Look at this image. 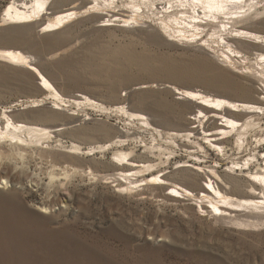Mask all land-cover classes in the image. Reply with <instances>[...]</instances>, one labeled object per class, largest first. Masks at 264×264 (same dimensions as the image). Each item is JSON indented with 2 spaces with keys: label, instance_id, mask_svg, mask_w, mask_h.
<instances>
[{
  "label": "bare ground",
  "instance_id": "6f19581e",
  "mask_svg": "<svg viewBox=\"0 0 264 264\" xmlns=\"http://www.w3.org/2000/svg\"><path fill=\"white\" fill-rule=\"evenodd\" d=\"M254 1L11 0L1 16L0 34L13 31L20 35L39 29L38 35H55L63 33L72 20L84 17L99 28H137L146 24L166 43L193 46L210 59L217 74L213 73L216 78L208 85L216 93L166 84L165 88L173 93L174 100L182 103L183 110L176 108L178 104L169 105L165 113L167 121L151 122L146 114L131 111L124 104L108 107L84 94L64 97L31 64L26 53L0 47V63L33 75L42 94L38 99L0 105V150L8 149L0 152V161L6 158L5 164L0 163V186L4 189L9 186L11 194H22L26 190L24 181L28 180L40 187L46 197L61 195L64 208L76 205L83 215L86 205L75 204L78 200L68 195V187L74 180L83 182L84 177L99 181L90 167L99 158L108 169L106 172L112 173L101 180L104 184L112 183L119 194L159 186L165 189L167 200L200 201L215 216L245 218L241 225L264 220V35L242 28H252V24H247L253 15L260 14ZM207 28L212 30L205 34ZM196 77L202 78L200 73ZM232 78L242 81L235 82ZM150 87L156 86L139 85L134 90ZM44 105L50 111L40 113L50 114L54 119L64 115L68 108L89 107L88 110L105 116L101 130L107 134L115 132L116 136L104 144L84 147L61 139L66 126L72 123L50 128L17 121L16 116L22 112ZM118 116L127 120L121 127L118 122L110 123L111 117ZM83 117L84 122L91 120L88 114ZM148 136L153 145L146 143ZM140 150L156 161L140 163ZM210 151L224 160L211 158ZM107 153L111 157L106 158ZM31 161L36 162L34 170L30 168ZM171 162L177 166L173 169L176 177L195 186L198 196L172 182L165 172ZM223 167L225 171H220ZM200 175L204 178L201 184ZM42 176L46 184L41 183ZM15 199L0 200V264H84L80 256L88 264H112L82 250L76 236L64 231L43 232L39 216L52 209L42 207L39 216L34 217ZM201 212L204 209L199 206L197 213Z\"/></svg>",
  "mask_w": 264,
  "mask_h": 264
},
{
  "label": "rangeland",
  "instance_id": "374dc122",
  "mask_svg": "<svg viewBox=\"0 0 264 264\" xmlns=\"http://www.w3.org/2000/svg\"><path fill=\"white\" fill-rule=\"evenodd\" d=\"M10 1L0 0V21ZM253 3L260 14L253 15L247 24H252V28H242L264 35V0H255ZM148 15L153 17L150 13ZM46 19L47 15L44 17ZM82 19L72 20L63 33L55 35H38L39 29L26 30L20 35L13 31L14 34L1 33L0 47L26 53L31 64L64 97L84 94L108 107L124 104L131 111L146 114L151 122L167 121L165 113L169 105L178 104L176 108L183 110L182 103L174 100L173 93L165 88L166 84L216 93L208 85L209 81L216 78V68L195 47L170 45L143 23L137 28H99L93 20L87 17ZM211 30L207 28L205 34ZM20 69H11L0 63L1 106L42 96L36 88L35 77ZM198 73L202 78L196 77ZM225 77L229 79V76ZM233 80L242 81L241 78ZM256 83L261 85L258 81ZM139 85L156 87L134 90ZM88 109L86 106L68 108L64 115L54 119L50 114L40 113L50 111L49 106L44 105L28 109L16 119L50 128L72 123V126H66L61 139L84 147L112 141L115 132L107 134L100 128L104 125L105 116ZM71 113L75 116H67ZM84 114H88L91 120L82 121ZM126 121L121 116L110 118V123L113 125L118 122V127ZM145 140L147 144L153 145L149 136ZM5 151H8L7 147L0 150L1 153ZM138 154L140 163L156 161L155 157L143 154V150ZM208 155L224 160L211 151ZM109 157L111 154L107 153L106 158ZM4 159L0 163L5 164ZM100 161L98 158L95 163H90L99 181H88L84 177L83 182L74 180L68 187V195L74 201L78 200L75 204L86 205L83 215L76 205L68 210L64 208V204L60 203L61 195L46 197L40 187L28 180L24 181L26 190L22 194L12 193L15 196L9 192V186L7 189L0 186V200H16V197L34 217L39 216L37 214L42 207L52 209L47 215L39 216L43 232L64 231L76 236L82 250L112 264H264V220H251L248 226L241 225L245 218L215 216L200 201L167 200L165 189L159 186H144L119 194L112 183L104 184L105 181L101 180L104 175L112 173H107L108 169ZM176 167L175 162L165 167L172 182L176 181L198 196L199 190L195 186L176 177V171L173 170ZM30 168L36 169V162L31 161ZM220 171H225V168ZM41 178V183L46 184L45 177ZM203 179L200 175V184ZM199 206L204 209L200 214L197 213ZM80 258L84 264H88L83 256Z\"/></svg>",
  "mask_w": 264,
  "mask_h": 264
}]
</instances>
